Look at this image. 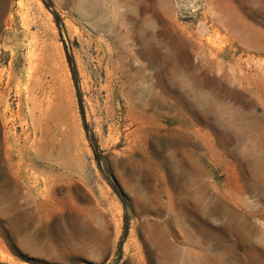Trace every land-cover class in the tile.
<instances>
[{"label": "rangeland", "instance_id": "obj_1", "mask_svg": "<svg viewBox=\"0 0 264 264\" xmlns=\"http://www.w3.org/2000/svg\"><path fill=\"white\" fill-rule=\"evenodd\" d=\"M48 4L0 0V264H264V0Z\"/></svg>", "mask_w": 264, "mask_h": 264}, {"label": "trees", "instance_id": "obj_2", "mask_svg": "<svg viewBox=\"0 0 264 264\" xmlns=\"http://www.w3.org/2000/svg\"><path fill=\"white\" fill-rule=\"evenodd\" d=\"M44 2L47 4V6H49V4H48V0H44ZM112 184V186H113V188L118 192V193H120L119 192V189H118V187H117V185L115 184V183H111ZM122 197V196H121ZM124 201V200H123Z\"/></svg>", "mask_w": 264, "mask_h": 264}, {"label": "bare ground", "instance_id": "obj_3", "mask_svg": "<svg viewBox=\"0 0 264 264\" xmlns=\"http://www.w3.org/2000/svg\"><path fill=\"white\" fill-rule=\"evenodd\" d=\"M88 6V5H87ZM193 241V240H192ZM190 242H191V240H190ZM225 255V254H224ZM223 256V255H222ZM225 259V258H224ZM222 260V259H221ZM224 261V260H223Z\"/></svg>", "mask_w": 264, "mask_h": 264}]
</instances>
